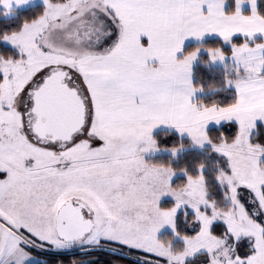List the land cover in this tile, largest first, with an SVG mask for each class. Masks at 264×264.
<instances>
[{
    "label": "snow or ice",
    "instance_id": "6c2138e0",
    "mask_svg": "<svg viewBox=\"0 0 264 264\" xmlns=\"http://www.w3.org/2000/svg\"><path fill=\"white\" fill-rule=\"evenodd\" d=\"M32 2L0 0V17ZM41 3L35 18L0 32V264H30V249L73 247L134 252L139 264H264L258 0H232L231 9L228 0ZM213 34L230 55L218 46L184 53L189 38ZM202 50L211 63L228 61L227 103L195 100L204 92L191 79ZM160 127L216 155L223 203L209 194L203 163L192 174L146 161L183 150L162 148L153 136ZM185 218L191 234L178 230ZM164 229L167 242L158 238Z\"/></svg>",
    "mask_w": 264,
    "mask_h": 264
},
{
    "label": "trees",
    "instance_id": "16d2710c",
    "mask_svg": "<svg viewBox=\"0 0 264 264\" xmlns=\"http://www.w3.org/2000/svg\"><path fill=\"white\" fill-rule=\"evenodd\" d=\"M227 7L231 9L233 7L232 0H228ZM259 9L264 12V0H258ZM42 11V4H37L33 6H29L23 9L16 10V13L13 17L9 19H4L0 17V32L4 30H10L15 27L18 28L25 19L35 18L37 14ZM238 38H233L234 42H237ZM221 47V49L225 52L226 55H230L231 47L230 45L224 44L221 40H208L199 44L188 45L184 48V53L196 48V47ZM7 46L0 45V50H6ZM14 52V50H13ZM209 60L207 53L203 50L200 53L199 59L197 63L193 67V84L202 86L204 88V92L197 94L196 101H202L205 104L212 103H227L233 98L232 89H225L224 84V76L225 69L211 67L208 65ZM224 127H227L225 125ZM232 127L235 125L233 123ZM264 127V126H261ZM153 136L158 140V143L162 148H168L173 146L174 144L183 143L182 152L176 157V159L172 160L169 155H156L147 159L152 163H160V164H168L169 162L176 169L187 168L188 171L192 174H195V170L197 165L203 163L206 166V172L208 176V191L211 196H216L218 199V203H223L219 201L222 199L221 193L219 189L215 186L214 177L217 172V157L216 155L209 153V148H205L204 150H196L191 148L190 141L186 138H181L173 131L168 130H160L153 134ZM215 139V137H213ZM183 177H178L176 179V183H182ZM190 220L187 218L181 221V224L178 226V230L181 232H187L191 234V232L186 228L190 224ZM160 239L162 241L167 242L168 239H172L171 233H164L161 235ZM173 241V240H172ZM174 246H178L177 248L182 247L177 243H173ZM32 254L38 256L40 261L36 264H71L72 260L83 261L85 259L92 260L91 264H113V262H117V264H139V261L135 258L136 254L134 252H126L124 253H116L106 250H94L92 252H83V253H72V254H55V253H42L31 251ZM95 259H92V258Z\"/></svg>",
    "mask_w": 264,
    "mask_h": 264
},
{
    "label": "rangeland",
    "instance_id": "374dc122",
    "mask_svg": "<svg viewBox=\"0 0 264 264\" xmlns=\"http://www.w3.org/2000/svg\"><path fill=\"white\" fill-rule=\"evenodd\" d=\"M39 0H36V2H38ZM38 4H42V3H38ZM35 5V4H34ZM26 7H29V6H25V7H22V8H19V9H23V8H26ZM19 9H16V10H19ZM1 18H4V17H1ZM4 19H6V18H4ZM9 19V18H8ZM198 61V60H197ZM197 61L193 64V67H194V65L197 63ZM228 63V61L226 60L225 61V64H227ZM225 64H221V63H211L210 61H209V63H208V65L209 66H211V67H217V68H222V69H225ZM196 99V98H195ZM234 123V122H233ZM211 127H215V126H211ZM162 128H164V127H160V128H158V129H156V130H154V132H153V134L154 133H156V132H158V130H160V129H162ZM168 131H172V130H168ZM173 132H175V131H173ZM177 134V133H176ZM178 135V134H177ZM183 138H186V139H188V137L187 136H185V137H183ZM189 140V139H188ZM190 141V140H189ZM190 144H191V148H193V149H196V150H200V151H202V150H204L205 148H208L207 146L204 148V149H200V148H198V147H195V146H193L192 145V143H191V141H190ZM182 151H180L179 153H178V155L181 153ZM156 155H169V156H171V154L169 153V152H166V151H159V152H157V153H155V154H152V153H149V154H146L145 155V159H146V161H147V159H149L150 157H153V156H156ZM177 155V156H178ZM178 177H181V175L178 173V175H177V177H175V180L178 178ZM164 233H171V231L169 230V229H164V230H162L159 234H158V238L160 239V237H161V235L162 234H164ZM172 234V233H171ZM161 240V239H160ZM173 243H177V244H179V245H181L182 246V241H180L178 238H176V239H173V241H172ZM174 247H178V246H174ZM102 250H105V249H103L102 248ZM30 251H33L34 253H36V252H42V253H55V254H72V253H76V252H78V253H83L84 251H82L81 250V248H79V247H73L72 249H70V250H68V251H64V252H57V251H53V250H51V249H49L48 251H39V250H36V249H30ZM106 251H109V250H106ZM109 252H111V251H109ZM119 254L120 253H124V254H126V252H124V251H121V252H118ZM33 256L36 258L35 259V261L34 262H30V264H36V263H38L39 261H40V258L38 257V256H36V255H34L33 254ZM92 260H90V259H85V260H83L82 262H84V264H91L92 262H91Z\"/></svg>",
    "mask_w": 264,
    "mask_h": 264
},
{
    "label": "crops",
    "instance_id": "0c3cea01",
    "mask_svg": "<svg viewBox=\"0 0 264 264\" xmlns=\"http://www.w3.org/2000/svg\"><path fill=\"white\" fill-rule=\"evenodd\" d=\"M38 3H41V0H39L38 2H36V0H33V2L30 3V4L27 5V6H33L34 4L37 5ZM244 11H245V13H247V11H248L247 6L245 7ZM234 38H235V37H234ZM208 40H221V39H220L218 36L214 35V34H213V35H206V36L203 38V40H201V41H197V40H195L194 38H189L188 40L185 41L184 48H185L186 46H188V45L199 44V43H202V42H205V41H208ZM221 41H222V40H221ZM191 79H192V81H193V66H192V76H191ZM195 98H196V97H195ZM160 130H172V129H170V128H168V127H164V128H162V129H160ZM160 130H158V131H160ZM172 131H174V130H172Z\"/></svg>",
    "mask_w": 264,
    "mask_h": 264
}]
</instances>
